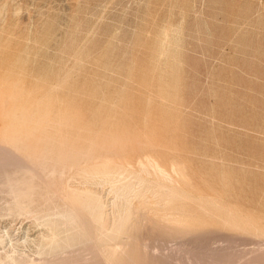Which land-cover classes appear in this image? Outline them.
<instances>
[{
  "label": "rangeland",
  "instance_id": "obj_1",
  "mask_svg": "<svg viewBox=\"0 0 264 264\" xmlns=\"http://www.w3.org/2000/svg\"><path fill=\"white\" fill-rule=\"evenodd\" d=\"M23 209L101 264L262 253L264 0H0V252L37 257Z\"/></svg>",
  "mask_w": 264,
  "mask_h": 264
},
{
  "label": "bare ground",
  "instance_id": "obj_2",
  "mask_svg": "<svg viewBox=\"0 0 264 264\" xmlns=\"http://www.w3.org/2000/svg\"><path fill=\"white\" fill-rule=\"evenodd\" d=\"M25 165V164H24ZM21 167L23 165H20ZM20 167V168H21ZM24 168V167H23ZM44 183H45V180H44ZM48 185V183H47ZM46 185V186H47ZM49 187V186H47ZM53 191V190H52ZM55 192V191H54ZM53 192V193H54ZM1 193H3L1 191ZM56 193V192H55ZM54 193V194H55ZM58 194V193H57ZM48 195V194H47ZM59 196V195H57ZM77 196V195H76ZM17 197V195H16ZM49 197V196H48ZM15 198V197H14ZM59 198H61V196H59ZM63 198V197H62ZM17 199V198H16ZM52 199V198H51ZM65 199V198H63ZM74 199V198H73ZM72 199V200H73ZM69 200V199H66V201ZM79 200V199H78ZM15 201V200H14ZM17 201V200H16ZM53 201V200H52ZM55 201V200H54ZM64 201V200H63ZM66 201H64V207L69 209L72 214H74L75 216H78V217H81V213L78 211V209L74 208L73 205L71 204H68L66 203ZM71 202V200H69ZM68 201V202H69ZM76 201V200H75ZM74 201V202H75ZM80 201V200H79ZM47 202V201H46ZM81 202V201H80ZM79 202V203H80ZM72 203V202H71ZM78 203V204H79ZM86 203V202H85ZM76 204V203H75ZM93 204V203H92ZM84 205V204H82ZM33 206V205H32ZM32 206H29V208H31L32 210ZM35 206V205H34ZM57 206V205H56ZM77 206V204H76ZM81 206V204H80ZM92 206V205H91ZM93 205V209L96 207L97 210H99L100 208ZM25 207V205H24ZM63 207V209H64ZM88 209V205L86 206ZM92 207H90V209H92ZM85 208V207H84ZM86 208V209H87ZM21 209V208H20ZM92 209V210H93ZM94 209V210H96ZM26 210V209H25ZM27 211V215H32L33 214L35 215L34 212L32 211ZM93 210V213L96 212ZM21 211V210H20ZM24 213L26 211H24V209L22 210ZM88 211V210H87ZM91 210H89L87 215L89 216V212ZM100 211V210H99ZM101 211L103 212V210L101 209ZM100 211V212H101ZM85 212V211H84ZM37 213V212H36ZM43 213V212H42ZM92 213V212H91ZM99 212L97 211L95 215H97ZM140 213V212H139ZM104 214V213H102ZM37 215V214H36ZM66 210H63L61 212L57 211L56 213H53V214H43L41 216H33V218L35 219V222L38 223V225H40L42 227V230H40V234H39V237L36 241H34L37 245L36 247V251H37V254L38 256L37 257H28L24 252H21L20 250H18L16 247L12 248L9 252H6V254H2V252H0V264H101L100 260H99V255H98V252L96 249L92 248V247H89L87 246V242H90V241H94L96 240L95 236L97 235H94L93 237L90 235V236H85L84 239H83V247H89L90 251H91V256L90 257H79V256H76L75 253L71 252L70 249H73L75 246L77 247L78 245H73V244H70L68 241L69 240H65V236H66V232L68 231L69 227H67V225L69 224V221L66 220ZM94 216V219L96 220H99L100 219V214L99 216L97 215V218L95 217L94 214H92ZM91 216V219L93 220V216ZM50 216L51 218H58V217H61L62 221L61 222H57V221H51L50 220ZM85 216V215H84ZM90 218V217H89ZM103 218V217H102ZM136 218V216H135ZM88 219V218H87ZM103 222H104V219H102ZM137 220V219H136ZM83 221V220H82ZM107 221V220H106ZM98 222V221H97ZM97 222H94L96 223L95 225H97L98 223ZM137 222V221H136ZM84 223V221H83ZM102 223V222H100ZM105 223V222H104ZM63 224L64 226V229H65V232L64 233H61L59 231L60 230H63V228H58V225H61ZM89 224V223H88ZM99 226L97 225V228ZM102 231L107 229V222L106 224H102ZM110 229V228H109ZM101 230V229H99ZM150 230V229H149ZM107 231V230H105ZM136 232V231H135ZM101 233V232H100ZM99 233V234H100ZM103 234V233H101ZM105 234V232H104ZM101 236V235H100ZM145 239V238H144ZM144 241V240H143ZM148 241V240H146ZM3 243V239L0 238V244ZM144 242H142L143 244ZM149 243V242H148ZM79 244H82L81 242ZM141 244V243H140ZM141 244V245H142ZM147 244V243H146ZM142 245V248H144V252L146 253H149L148 251L151 250V248L148 247V245ZM13 245V244H12ZM12 247V246H11ZM78 247L81 248V245H79ZM156 247V250L154 248V252L153 254L151 255L152 257H154L155 259H152L151 260V263L152 264L154 261H156L158 258H161L165 264H203L205 263V260H202L200 258H195L193 255V257L191 256H187V255H183V253L181 254V252H170V253H162L161 251L162 250H157V246ZM159 248V247H158ZM98 249V248H97ZM153 249V248H152ZM79 250V249H78ZM175 250V249H174ZM177 250V249H176ZM180 250V249H179ZM178 250V251H179ZM190 250V249H189ZM262 250V249H261ZM165 252V251H164ZM183 252V251H182ZM187 253L190 254V252L187 251ZM186 254V253H185ZM192 254V253H191ZM209 254V253H208ZM211 255V254H210ZM208 256V255H207ZM253 258V257H252ZM204 259H206V263L207 264H220V260L217 259L216 255L213 253L212 256H209V258L207 259V257H205ZM160 261H157L153 264H159ZM262 262H264V248H263V251L262 253H259V255L255 256L254 259L252 260H249L247 261L246 263L244 264H261Z\"/></svg>",
  "mask_w": 264,
  "mask_h": 264
}]
</instances>
